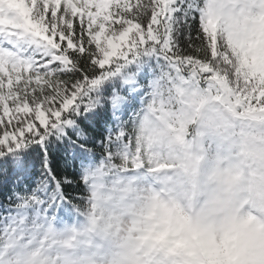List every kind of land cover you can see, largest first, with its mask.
<instances>
[{"label":"snow or ice","instance_id":"1","mask_svg":"<svg viewBox=\"0 0 264 264\" xmlns=\"http://www.w3.org/2000/svg\"><path fill=\"white\" fill-rule=\"evenodd\" d=\"M0 264H264V0H0Z\"/></svg>","mask_w":264,"mask_h":264}]
</instances>
